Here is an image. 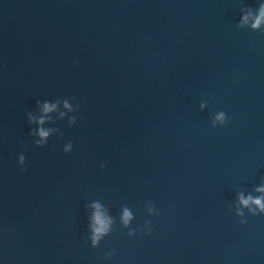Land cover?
<instances>
[{"label": "water", "instance_id": "water-1", "mask_svg": "<svg viewBox=\"0 0 264 264\" xmlns=\"http://www.w3.org/2000/svg\"><path fill=\"white\" fill-rule=\"evenodd\" d=\"M258 2L0 0V264H264V216L231 209L264 180V35L235 26ZM70 96L76 124L35 147L25 112ZM93 200L114 221L95 249Z\"/></svg>", "mask_w": 264, "mask_h": 264}, {"label": "clouds", "instance_id": "clouds-1", "mask_svg": "<svg viewBox=\"0 0 264 264\" xmlns=\"http://www.w3.org/2000/svg\"><path fill=\"white\" fill-rule=\"evenodd\" d=\"M238 29H248L252 32H258L264 35V0H259L255 9L251 7H243L239 10V18L235 24ZM78 60L73 58L72 64L75 66ZM81 101L75 97H64L56 99H36L34 109L26 111L24 118L29 125L28 136L32 138V144L41 148L44 147L50 137L56 136L57 139H63V133L56 127L58 121H66L67 127H72L77 122L76 113L79 109ZM206 107L205 102H201L199 109L203 111ZM228 122V118L223 111H216L211 114L209 125L212 128L224 127ZM73 144L71 140L63 143L61 151L67 155L72 151ZM16 163L20 167V171H25V156L23 153H17ZM103 170L104 165H99ZM89 209L87 213V241L93 249L97 248L100 242L108 236L113 230V217L108 210L99 202L91 201L86 205ZM146 213L149 216L158 215V210L151 204H146ZM234 216L241 225H244L247 217L264 216V180L252 187L250 192L237 191L235 199L231 205ZM133 215L127 207L120 209L119 224L123 228H128ZM149 235L152 231L150 221H145L142 228H138L135 232L129 229L128 236L139 234ZM113 256L111 249L104 251L102 259L107 262Z\"/></svg>", "mask_w": 264, "mask_h": 264}]
</instances>
